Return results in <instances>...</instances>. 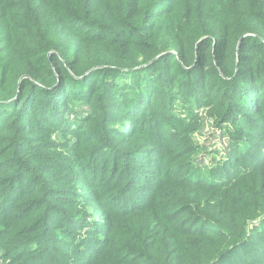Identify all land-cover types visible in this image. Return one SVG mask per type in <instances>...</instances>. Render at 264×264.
<instances>
[{"label": "trees", "instance_id": "trees-1", "mask_svg": "<svg viewBox=\"0 0 264 264\" xmlns=\"http://www.w3.org/2000/svg\"><path fill=\"white\" fill-rule=\"evenodd\" d=\"M0 259L264 264V0H0Z\"/></svg>", "mask_w": 264, "mask_h": 264}, {"label": "rangeland", "instance_id": "rangeland-1", "mask_svg": "<svg viewBox=\"0 0 264 264\" xmlns=\"http://www.w3.org/2000/svg\"><path fill=\"white\" fill-rule=\"evenodd\" d=\"M87 112L88 109H75L73 112L67 113L66 117H69V119L73 120L77 114L82 115V114H86ZM71 128H73V126H71ZM209 132H210L209 135H212V133L214 132H220L221 136L219 137L212 136L208 139L207 135H201V133L194 134L195 138L194 137L193 138L197 142V145L199 147L198 152L195 156L196 163L209 165V163L208 162L206 163V161L209 160V158L211 157H213L211 162L213 164L216 163V160L221 157L223 150H225L228 147V146L226 147V144L229 145V140L225 132H222L218 129H215V131H213L211 128ZM57 137H59V134H57ZM207 154H209V157L208 156L206 157ZM0 264H3V261L1 259H0Z\"/></svg>", "mask_w": 264, "mask_h": 264}]
</instances>
